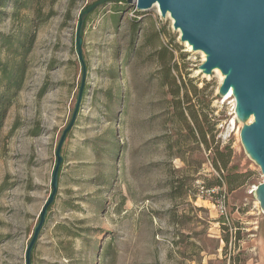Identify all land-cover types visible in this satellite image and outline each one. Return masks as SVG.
I'll use <instances>...</instances> for the list:
<instances>
[{
    "label": "rangeland",
    "instance_id": "1",
    "mask_svg": "<svg viewBox=\"0 0 264 264\" xmlns=\"http://www.w3.org/2000/svg\"><path fill=\"white\" fill-rule=\"evenodd\" d=\"M95 1L0 6V96L16 92L10 74L21 79L0 128V264H25L51 193L83 74L79 17ZM132 10L112 0L84 23V96L32 263L264 264V176L241 139L250 119L220 92L222 72L201 69L206 54L181 40L170 15Z\"/></svg>",
    "mask_w": 264,
    "mask_h": 264
},
{
    "label": "water",
    "instance_id": "2",
    "mask_svg": "<svg viewBox=\"0 0 264 264\" xmlns=\"http://www.w3.org/2000/svg\"><path fill=\"white\" fill-rule=\"evenodd\" d=\"M112 0H97L79 17L76 33V49L82 64V80L76 107L69 125L63 131L55 156L51 193L44 204L40 219L28 243L25 264L32 263V254L45 226L50 206L59 190V177L63 163L62 148L68 133L74 126L84 96L87 66L83 51V26L88 15L100 5ZM142 10L158 6L163 17L170 15L173 25L181 32V40L193 50L206 54L201 69L211 74L219 69L225 76L220 92L233 90L238 117L253 122L241 130L242 142L250 156L259 164L264 176V0H127ZM264 208V177L257 188Z\"/></svg>",
    "mask_w": 264,
    "mask_h": 264
},
{
    "label": "trees",
    "instance_id": "3",
    "mask_svg": "<svg viewBox=\"0 0 264 264\" xmlns=\"http://www.w3.org/2000/svg\"><path fill=\"white\" fill-rule=\"evenodd\" d=\"M118 1L127 2L128 3L127 0H118ZM128 4L131 5V7H133V4H130V3H128ZM0 6L1 7L5 6L3 0H0ZM139 11H137V12L141 13L142 10H139ZM138 16H139V14H138ZM135 21H138V20L136 19ZM133 28H136V24L133 25ZM8 43H11V39L8 40ZM27 52H28V50L25 53H27ZM7 71H8V69L5 70V72H7ZM170 72H171V70L169 69V73ZM169 73L168 74L166 73L165 76H168ZM173 79L175 80V78H173ZM7 80H8L9 87L15 89L16 92L21 88V79H19L18 76H15L14 74H10L9 77L7 78ZM41 91L44 92V89L41 90ZM16 92L12 93L13 97L15 96ZM12 96H10L9 100L5 99L4 94H2L0 96V128L3 125V120H4L5 116H6L8 108L12 104V99H11ZM190 113H191L192 118L195 120L196 124L198 125V129H200L199 130V134H200L202 140L204 141L205 144H207L206 135H205V132L203 131V128L200 126L199 117H198L197 113H194L192 111ZM181 115L185 118V111L183 109H181ZM195 137H197L196 134H195ZM220 161H222V164H219V162L217 160H214V166L219 171H223V170H225V168L227 166V163L223 160V158H221ZM224 178L226 179L228 187L230 189H232V185L236 181L234 175L233 174H227L226 176H224ZM217 185L218 186H222L223 185L222 181L219 180L217 182Z\"/></svg>",
    "mask_w": 264,
    "mask_h": 264
},
{
    "label": "built area",
    "instance_id": "4",
    "mask_svg": "<svg viewBox=\"0 0 264 264\" xmlns=\"http://www.w3.org/2000/svg\"><path fill=\"white\" fill-rule=\"evenodd\" d=\"M137 0H134V2H136ZM140 9L137 7L136 4H133V10H132V15L135 16L136 12L139 11ZM226 196H223L220 201V211L222 215L228 216V210H227V205H226V200H225Z\"/></svg>",
    "mask_w": 264,
    "mask_h": 264
},
{
    "label": "bare ground",
    "instance_id": "5",
    "mask_svg": "<svg viewBox=\"0 0 264 264\" xmlns=\"http://www.w3.org/2000/svg\"><path fill=\"white\" fill-rule=\"evenodd\" d=\"M154 7H156V8H158V6L157 5H155ZM188 46H189V48L191 49V45L188 43V42H185ZM216 70V72H217V69H215ZM219 70V69H218ZM220 71V70H219ZM218 71V72H219ZM225 77V76H224ZM226 97H234V95H233V90L231 89L230 90V92L228 93V94H226ZM234 101H235V99H234ZM249 119H250V122H253V120H254V117L253 116H250L249 117ZM248 120V119H247Z\"/></svg>",
    "mask_w": 264,
    "mask_h": 264
}]
</instances>
